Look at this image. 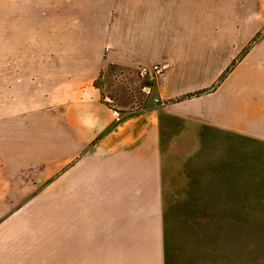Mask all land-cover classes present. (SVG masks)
I'll list each match as a JSON object with an SVG mask.
<instances>
[{
	"label": "rangeland",
	"instance_id": "1",
	"mask_svg": "<svg viewBox=\"0 0 264 264\" xmlns=\"http://www.w3.org/2000/svg\"><path fill=\"white\" fill-rule=\"evenodd\" d=\"M112 33L83 44L94 52L112 40L155 55L156 64L140 67L145 92L165 74L179 89H208L194 101L202 131L188 132L165 159L174 169L164 174V196L131 225L114 220L117 201L106 198L101 228L71 229L65 192L42 183L45 172L30 174L27 196L10 197L1 215L0 264H264V138L246 137V105L264 101V0H118ZM168 52L171 66L160 57Z\"/></svg>",
	"mask_w": 264,
	"mask_h": 264
},
{
	"label": "crops",
	"instance_id": "2",
	"mask_svg": "<svg viewBox=\"0 0 264 264\" xmlns=\"http://www.w3.org/2000/svg\"><path fill=\"white\" fill-rule=\"evenodd\" d=\"M66 1L60 13L59 0H0V219L10 213L6 201L26 197L27 177L41 170L42 183L65 192L73 230L101 228L106 198L117 201V222L148 220L174 169L165 159L204 126L194 101L206 93L177 101L208 89H179L165 74L147 95L139 72L155 55L112 40L94 52L83 44L112 37L118 0ZM160 57L171 66L169 52ZM205 124L217 125V117ZM263 128L260 99L246 105V137L263 139Z\"/></svg>",
	"mask_w": 264,
	"mask_h": 264
},
{
	"label": "built area",
	"instance_id": "3",
	"mask_svg": "<svg viewBox=\"0 0 264 264\" xmlns=\"http://www.w3.org/2000/svg\"><path fill=\"white\" fill-rule=\"evenodd\" d=\"M148 70H149L148 68L141 69L142 74L144 75V77H148L149 76ZM150 71L153 72V73H156L158 75H161L164 72V67L159 66V65L158 66H154V67H152V69ZM146 91H147L146 92L147 95L151 94V90L149 88H147ZM113 115H114V117L116 118L117 121H119L121 119V113H120L119 110L114 109L113 110Z\"/></svg>",
	"mask_w": 264,
	"mask_h": 264
},
{
	"label": "trees",
	"instance_id": "4",
	"mask_svg": "<svg viewBox=\"0 0 264 264\" xmlns=\"http://www.w3.org/2000/svg\"><path fill=\"white\" fill-rule=\"evenodd\" d=\"M249 47L246 48V50L244 51V54L248 51ZM232 68H230L229 70H231ZM207 91H201V92H198V93H195V94H189L187 95L186 97L178 100L177 102H180L182 100H185V99H189V98H192V97H199L201 95H203L204 93H206Z\"/></svg>",
	"mask_w": 264,
	"mask_h": 264
}]
</instances>
